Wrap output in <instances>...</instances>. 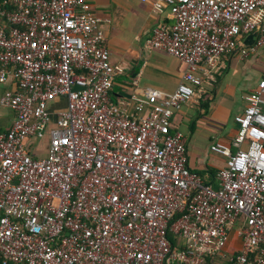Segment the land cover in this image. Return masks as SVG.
I'll list each match as a JSON object with an SVG mask.
<instances>
[{
    "label": "built area",
    "instance_id": "1",
    "mask_svg": "<svg viewBox=\"0 0 264 264\" xmlns=\"http://www.w3.org/2000/svg\"><path fill=\"white\" fill-rule=\"evenodd\" d=\"M152 1L174 22L146 47L188 69L169 95L144 91L146 110L113 98L118 68L89 0H0V82H16L0 99L15 112L0 133V264H211L238 221L230 263L264 264V76L234 117L236 151L210 145L227 157L217 186L190 168L171 122L240 34L260 32L242 56L264 45V0ZM31 138H48L47 156Z\"/></svg>",
    "mask_w": 264,
    "mask_h": 264
},
{
    "label": "crops",
    "instance_id": "2",
    "mask_svg": "<svg viewBox=\"0 0 264 264\" xmlns=\"http://www.w3.org/2000/svg\"><path fill=\"white\" fill-rule=\"evenodd\" d=\"M89 2L100 18L99 31L110 52L111 62L118 68L112 90L113 98L129 108L142 101L147 110L151 104L146 101L144 91L156 89L163 96L173 92L183 80V74L188 69L187 63L166 50L145 45V40L156 26L173 24L169 7H156L152 0ZM254 17L259 24H263L264 10ZM259 37L258 29L242 33L237 38L236 48L221 56L216 69L203 65V69L197 73L200 81L192 83L195 85V96L183 103L171 119L172 130H179L184 135L190 168L200 172L206 181L215 186L218 185L215 174L218 169L225 167L227 157L212 152L210 145L222 141L228 143L233 151L237 149L234 140L239 125L234 117L243 112L247 105V95L264 76V45L247 56H242L241 49L252 47ZM15 86L14 79L0 82V99L6 90ZM65 106V98L52 105L55 108ZM14 117V110L0 102V133L12 126ZM42 141L44 146L48 144L49 147L48 138H31L29 141L35 156L36 151L43 150ZM196 155L198 157H194ZM202 172H206V175ZM240 227L238 221L230 230L229 241L224 249L226 256L216 255L211 264H231L229 257L242 250ZM173 238L176 237L173 235Z\"/></svg>",
    "mask_w": 264,
    "mask_h": 264
},
{
    "label": "rangeland",
    "instance_id": "3",
    "mask_svg": "<svg viewBox=\"0 0 264 264\" xmlns=\"http://www.w3.org/2000/svg\"><path fill=\"white\" fill-rule=\"evenodd\" d=\"M45 140V139H44ZM41 145L42 146H44L43 145V141L41 142ZM41 145L40 144H38V147H40V148H42L41 147ZM213 152V151H212ZM36 156H40V157H44V156H47L48 155V153H49V147H48V144L46 145V146H44L43 147V150H38V151H36ZM215 153V152H214ZM217 154V153H216ZM194 157H198L197 155L196 156H194ZM204 175H206L205 173L206 172H202Z\"/></svg>",
    "mask_w": 264,
    "mask_h": 264
},
{
    "label": "trees",
    "instance_id": "4",
    "mask_svg": "<svg viewBox=\"0 0 264 264\" xmlns=\"http://www.w3.org/2000/svg\"><path fill=\"white\" fill-rule=\"evenodd\" d=\"M170 237H171L172 239H174L172 234H170ZM174 240H176V239H174ZM175 243H176V241H175Z\"/></svg>",
    "mask_w": 264,
    "mask_h": 264
}]
</instances>
